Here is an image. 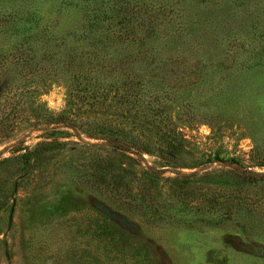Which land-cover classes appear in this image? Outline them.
I'll list each match as a JSON object with an SVG mask.
<instances>
[{"label":"rangeland","instance_id":"rangeland-1","mask_svg":"<svg viewBox=\"0 0 264 264\" xmlns=\"http://www.w3.org/2000/svg\"><path fill=\"white\" fill-rule=\"evenodd\" d=\"M0 264H264V0H0Z\"/></svg>","mask_w":264,"mask_h":264},{"label":"trees","instance_id":"trees-1","mask_svg":"<svg viewBox=\"0 0 264 264\" xmlns=\"http://www.w3.org/2000/svg\"><path fill=\"white\" fill-rule=\"evenodd\" d=\"M79 128L88 138L105 139V129L103 127L90 124H81L79 125ZM48 145L49 143L41 142L36 143L31 149H22L23 153L19 156V160L27 166L32 159H37L38 157H40V155L44 152V147ZM246 174L247 173L244 172H242L241 174L235 173V176H233V178L236 182L244 183L249 180V177ZM202 177H207V175H202ZM118 222L124 227L128 225V222L124 218H119Z\"/></svg>","mask_w":264,"mask_h":264},{"label":"clouds","instance_id":"clouds-1","mask_svg":"<svg viewBox=\"0 0 264 264\" xmlns=\"http://www.w3.org/2000/svg\"><path fill=\"white\" fill-rule=\"evenodd\" d=\"M40 100H41V102H43L44 100H47V97H46V96H42V97L40 98Z\"/></svg>","mask_w":264,"mask_h":264}]
</instances>
